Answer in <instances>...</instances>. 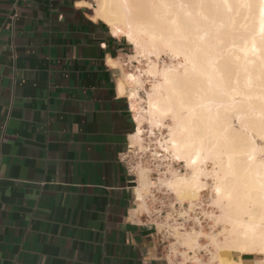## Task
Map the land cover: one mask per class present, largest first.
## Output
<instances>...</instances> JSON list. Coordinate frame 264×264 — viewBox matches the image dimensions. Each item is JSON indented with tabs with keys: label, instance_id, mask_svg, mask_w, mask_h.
<instances>
[{
	"label": "crops",
	"instance_id": "0c3cea01",
	"mask_svg": "<svg viewBox=\"0 0 264 264\" xmlns=\"http://www.w3.org/2000/svg\"><path fill=\"white\" fill-rule=\"evenodd\" d=\"M94 8L0 0V264H180L124 160L138 127L119 89L131 44Z\"/></svg>",
	"mask_w": 264,
	"mask_h": 264
},
{
	"label": "bare ground",
	"instance_id": "6f19581e",
	"mask_svg": "<svg viewBox=\"0 0 264 264\" xmlns=\"http://www.w3.org/2000/svg\"><path fill=\"white\" fill-rule=\"evenodd\" d=\"M96 1L95 19L140 55L159 58L167 48L183 57L181 67L160 68L150 60L147 70L157 81L147 120L161 129L163 118L173 116L163 154L190 171L166 184L181 204L193 203L205 187L209 163L218 164L212 176L230 230L222 244L211 236L214 258L218 264H245L242 255H256L260 259L252 264H264V0ZM143 72L125 75L119 85L137 112L132 143L144 135L146 117L136 105ZM149 176L148 169L137 173L139 210L153 184ZM199 236L188 234L185 244L198 248Z\"/></svg>",
	"mask_w": 264,
	"mask_h": 264
},
{
	"label": "rangeland",
	"instance_id": "374dc122",
	"mask_svg": "<svg viewBox=\"0 0 264 264\" xmlns=\"http://www.w3.org/2000/svg\"><path fill=\"white\" fill-rule=\"evenodd\" d=\"M97 6L98 2L95 0V7ZM119 38L127 41L123 37ZM130 47L131 55L123 61V72L124 75H127L139 74L140 71H144L145 76L142 78L144 84L139 88L141 101L136 105L138 112L143 114L146 120L143 124V139L131 143L124 160L134 174L137 185H139L137 173L140 169H148L152 185L155 183L150 187L151 192L149 190V193L145 195V205L140 207L139 213L148 223L157 227L163 246L167 247L173 256L180 259V264H218L214 258L217 254V245L211 240V236L215 237L218 244H222L224 236L230 230V225L224 221L223 211L217 203L212 176L218 164L209 163L210 174L209 177L203 178L205 187L199 198L193 203L186 201L181 204L166 182L171 181L175 174L185 175L190 171L185 167V163L167 158L161 147L169 139L170 130L175 124L174 118L170 114L165 116L161 129L153 127L147 120L151 119L148 97L157 82L147 74L150 60L157 61L160 68L165 65L181 67L183 57L181 55L175 57L167 48H161L159 58L155 55L146 56L143 53L140 55L132 45ZM128 87L132 88V86ZM136 113L135 111L134 114L136 115ZM182 212L187 213L186 218H183ZM197 232L200 233L199 246L196 249H191L185 244V237ZM234 258L237 259L236 256ZM251 258L255 259L256 257L251 255Z\"/></svg>",
	"mask_w": 264,
	"mask_h": 264
}]
</instances>
